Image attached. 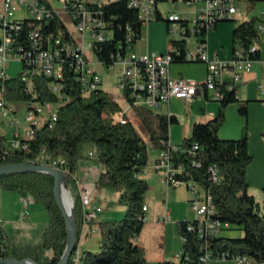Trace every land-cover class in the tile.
I'll list each match as a JSON object with an SVG mask.
<instances>
[{"label":"trees","instance_id":"trees-1","mask_svg":"<svg viewBox=\"0 0 264 264\" xmlns=\"http://www.w3.org/2000/svg\"><path fill=\"white\" fill-rule=\"evenodd\" d=\"M99 6L112 37L97 42L94 54L103 65L110 67L116 63L119 54L125 55L128 49L134 48L142 38L145 26L139 11L129 6V0H102ZM160 19L163 18L158 14L156 20ZM256 22L255 17L239 22L233 29V43H239V47L243 46L248 51L255 42H263ZM39 25L45 37L51 35L55 40L61 36L66 42H77L68 26L55 14L53 18L43 21L25 18L15 45L30 46L28 33ZM217 25L218 22L215 27ZM170 42L181 49V55L175 56L174 62H188L184 58L185 43L176 40ZM260 53L261 47L255 52L249 51L253 60L258 59ZM62 57L64 72L60 80L63 84L60 94L53 91V78L44 72L33 74L34 86L30 93L25 90L22 72L3 81L6 97L11 102L28 105L38 101L49 106L58 104V107L55 124H45L38 128L36 136L27 141L28 146L25 148L8 151L7 138L0 134V153L6 155L0 163L35 162L39 156L48 163L65 160L66 183L74 196L78 246L85 222L76 173L82 161L96 158L101 166L96 185L118 189L120 201L127 205V210L120 220L97 222L101 249L99 252L85 251L79 264H145V248L133 239L141 233L145 224L141 216L149 183L141 175L150 163L148 142L127 116V111L124 113L128 119L126 122L117 117V113L124 109L101 85L86 94L79 74L75 71L73 58L66 53ZM219 87L222 97L218 100L216 115L207 121L194 122L192 135L184 138L180 145L171 144L169 139L171 124L179 122L176 115L157 114L153 117L152 108L133 106L130 83L126 84L122 94L142 118L154 148L160 151L176 146V149L171 150L172 161L176 167H183L180 176L192 178L212 196L217 218L229 222L230 226L238 225L244 231L241 237H227L223 233L208 237L207 245L216 253L229 251L264 261V213L260 212V203L249 192L248 168L254 156L249 150L248 124L241 137L224 138L219 135V129L226 120L228 105L237 102L239 114L247 118L249 100H241L238 89L230 88L229 82L223 81ZM153 120L156 127L152 126ZM195 143L198 144L196 148ZM91 151L94 156L90 155ZM213 164H217L221 170L220 182L210 177L209 168ZM0 188L19 191L23 196L29 195L45 205L49 223L39 247L42 251L44 248L50 249L52 254L42 260L33 259L40 264H58L67 246L68 232L66 217L56 199L55 177L45 172L0 174ZM189 222H178L179 233L185 238L182 257L179 261L165 259L158 264H205L201 259L205 239L188 229ZM10 243L11 240L0 224V257H10ZM67 264H75L73 256Z\"/></svg>","mask_w":264,"mask_h":264},{"label":"built area","instance_id":"built-area-1","mask_svg":"<svg viewBox=\"0 0 264 264\" xmlns=\"http://www.w3.org/2000/svg\"><path fill=\"white\" fill-rule=\"evenodd\" d=\"M62 5L57 9L51 0H0V122L8 118L9 124L14 127V138L12 145H8L7 150L20 147H27L28 140L36 136V130L45 124L54 125L57 120V108L54 105H45L38 101H32L26 106L25 121L22 126L17 116V112L22 105L11 102L6 97V88L3 81L11 77L7 72L9 63L12 60H18L25 63L22 71V80L24 81L26 92L33 91V74L44 72L53 78V91L60 94L63 84L60 81L63 78V53L71 56L74 60L75 71L79 74L86 94L98 88L102 79L99 73L91 67V56H88V50H92L96 43L108 38L109 29L103 19L99 4L102 0H59ZM172 2V11L163 15L159 7L160 2ZM236 1L242 0H129V6L139 11L144 26L157 19L158 14L167 22L168 34L170 40L177 42L183 41L186 45L184 58L187 61H203L207 64V74L202 83L190 80L184 77H171L170 67L175 61V56L181 55V49L172 45V49L166 53L134 51L128 49L125 55L119 54L116 63L120 65L118 87L124 90L126 84L130 83L132 87L131 97L133 106H143L149 108L160 107L164 103H169L172 99H183L185 101L193 100L199 93L211 91L213 98L219 100L222 97L219 84L224 80V72L231 76L229 81L230 88H237L243 79V73L252 69L254 61L249 54L255 52L263 45V42H255L247 51L242 47L234 50V56L230 59H212L209 54L207 36L217 22L232 18V15L238 12ZM247 1V0H243ZM186 5V16L179 14L180 4ZM24 9L30 13L29 17H17L16 12ZM58 15L68 26L76 43L62 40L61 36L53 40L52 36H44L41 26H37L28 33L31 45L25 47L22 44L15 45L20 36L25 18H34L37 21L49 20ZM71 21L73 30L68 25L65 18ZM257 23V28L264 39V9L262 10ZM76 32V33H75ZM78 35L81 37L79 39ZM89 37L86 47V37ZM194 40L195 48H189L190 42ZM115 63V64H116ZM114 66L111 65L110 68ZM261 92L264 94V84L260 85ZM128 103V108H133ZM127 110L117 113V117L126 122L128 119L124 116ZM10 146V147H9ZM194 147H198L195 143ZM172 146L169 149L159 151L154 162V169L160 173L163 181L169 187L186 186L193 194L191 199L193 210L196 217L188 223V229L196 232L200 238L205 239L202 248V261L207 264L211 260H233L236 264H264V261H258L247 254H233L229 251L216 253L207 245L208 237L219 236L225 228H230L229 222H223L216 217L217 211L212 196L204 189L200 190V185L192 178L186 179L180 175L183 173V167H176L172 161ZM90 155L94 156L93 152ZM5 153H0V160L5 158ZM97 170L101 169L96 158L93 159ZM36 164L50 165L64 171L65 160H54L50 163L45 162L42 157H37ZM200 165V164H199ZM210 177L215 182L222 181V174L219 166L213 164L209 168ZM79 187L81 202L83 205V219L85 223L95 221L98 218V206L92 198V189L84 186L76 178ZM31 196H24L22 217L29 215V202ZM144 213L141 218L146 222L149 219L147 215L148 207L144 205ZM164 221L170 220L167 214L163 217ZM183 239H185L183 237ZM75 264H79L83 258L77 248L72 255ZM182 257V251L178 254Z\"/></svg>","mask_w":264,"mask_h":264},{"label":"rangeland","instance_id":"rangeland-1","mask_svg":"<svg viewBox=\"0 0 264 264\" xmlns=\"http://www.w3.org/2000/svg\"><path fill=\"white\" fill-rule=\"evenodd\" d=\"M54 7L59 9L61 8L62 3L59 0H51ZM103 1H115V0H103ZM236 5L238 7V12L232 15L231 20H221L218 22L217 27L211 29L209 31V36H208V44L211 50V58L212 59H219V60H224V59H230L234 56V48L239 47V43H233V29L234 27L241 21L251 19V18H256V23H259L260 16L262 13V10L264 9V0H247V1H236ZM159 7L161 9V12L165 16L168 11H172V2H160ZM186 5L185 3L180 4V9H179V14L181 16H186ZM30 13H27L24 9H19L16 12L17 17H29ZM67 21L68 25L70 28L73 30V26L71 21L67 18H65ZM145 38L140 39L136 45L134 46L133 50L134 51H140V52H163L166 53L169 50L172 49V45L170 42V36L168 34V29H167V22L164 19L160 20H153L150 22L149 26L145 28ZM76 33V32H75ZM79 39L81 37L78 35ZM109 37H112V33H108ZM263 40V39H262ZM88 41L89 37H86V47L88 46ZM264 45V43H263ZM263 53H264V46H261ZM189 48L193 49L195 48V43L194 40L190 42ZM88 56H91V67H93L100 75L102 79L101 83V88L108 91L113 95V98L116 99L117 101L119 100L122 103L123 107L127 106V103L124 102L123 96H122V91L118 87V77H119V69L120 65L119 64H114L111 68L103 65L98 61L96 55L92 52V50H88ZM190 64H206L203 61H188ZM24 69V63L22 61L18 60H12L9 63V66L7 68L8 74H10L12 77H16L19 75ZM198 74L201 73V70L197 71ZM203 78V77H202ZM195 80L200 82L201 79ZM263 84V83H262ZM261 85V84H260ZM259 89L261 90V87L259 86ZM201 97V96H200ZM199 98V97H198ZM198 98H194V100H197ZM181 102H176L172 106V111H169L168 106H165L164 103L160 107L157 108H152V113L153 117L156 116L157 114H175L179 118V122L173 123L170 126L169 129V139L171 144L174 145H180L183 141L184 138L190 137L192 135V127L194 121L196 120L188 121L185 119L187 115L189 114V107L193 103L187 102L183 99H181ZM238 104V103H237ZM58 104H54V108H57ZM239 113V112H238ZM25 115H26V106L22 104V107L19 108L17 112V116L21 121V125L25 126L26 121H25ZM129 115V114H128ZM244 118L246 121V117L239 114ZM250 115V114H249ZM152 117V118H153ZM227 117V114H226ZM133 118H134V123L139 131V133L147 140L148 142V148H149V154H150V163L153 161L155 156L157 155L158 149L154 148V146L150 143L149 138H148V130L145 127L142 118L137 115L136 111L133 112ZM9 119L5 118L3 121L0 122V134L5 135L7 138V144L12 145V141L14 138V127L9 124ZM231 121L234 122V118L231 117ZM252 121L256 123H264V114L260 109H257L254 114L252 115ZM248 123H245V125ZM244 125V127H245ZM152 126L156 127V122L153 120ZM244 131V129H243ZM248 132H249V144L251 145L250 152L253 154L254 159L249 165L248 168V179H249V172L252 167L258 168L261 164L264 163V157L261 156V154H257L256 151V146L259 145L261 141V136L260 133L262 132L261 129H256L254 130L253 134L251 133L250 126L248 124ZM243 132L237 136V137H230V138H238L241 137ZM10 147V146H9ZM161 177V174L159 175ZM159 181H153L149 182V190L145 196V200L150 203V206L154 208L162 207L168 202V207L170 210H173L171 214V219L168 221L170 222L169 224H174L178 227V222L184 220V219H179L177 214L181 213V215H185L189 220H193L196 217V212L193 210L192 207V202L191 199L190 201L186 200V195L190 192V190L186 186H180V187H169L164 181H161V179H158ZM250 183V181H249ZM167 187V188H166ZM96 195H95V203L98 206V212L99 216L95 221V225L93 226V231L92 234L89 235L86 239L82 237L81 242L77 246V250L81 253L84 254V251L81 248L82 243H88L90 245V251L92 252H99L101 247V234L100 232L98 233L99 227L97 222L99 220H120L124 217L125 212L127 210V205L123 202L120 201V191L118 189L114 188H106L107 191L102 192L101 188L96 185ZM68 190L71 193V196L74 199L73 193L71 189L68 187ZM200 190L203 191V187L200 185ZM171 192L174 194V192L177 194L175 195V198L171 197ZM191 193V192H190ZM250 193L254 195L252 189H250ZM148 194H151L154 198L156 203L153 204L149 199H147ZM192 194V193H191ZM256 195L254 197L256 200L260 203V212L264 213V186L260 189H258L255 192ZM22 194L19 191L16 190H6L3 188H0V209L2 207V203L6 206H8V210L14 209L15 203H17V198L21 196ZM193 195V194H192ZM174 197V195H173ZM185 199L186 203H181ZM36 202V207H37V213H36V220L38 222H42L48 224L49 223V213L43 203H40L38 201ZM180 202V203H178ZM184 202V201H183ZM29 212L31 213V207ZM26 217V219L23 221V223H20L24 227L28 222H30L31 214ZM161 224H166L164 221H159ZM89 223V222H88ZM88 223H85L88 224ZM0 224L5 228V223L0 221ZM148 223L147 221L144 224V227L147 226ZM244 231L242 230L241 227L238 225L232 224L230 228H225L223 230V235L227 237H241L243 236ZM12 241H15L12 235H10ZM146 239L149 238V236H146V233L141 234L140 236L137 235L133 240L137 241L138 238H144ZM179 243L183 245V237L181 235H178ZM168 245H172V239L168 235L167 238ZM181 245V246H182ZM44 253L42 254V257H46L51 255L50 249L44 248L43 249ZM180 250H178L179 252ZM178 257L176 254L175 261H178ZM217 260V259H216ZM82 261V259H81ZM80 261V263H81ZM233 261V260H231ZM212 261L207 262L208 264H211ZM235 262V261H233ZM236 264V262H235Z\"/></svg>","mask_w":264,"mask_h":264},{"label":"crops","instance_id":"crops-1","mask_svg":"<svg viewBox=\"0 0 264 264\" xmlns=\"http://www.w3.org/2000/svg\"><path fill=\"white\" fill-rule=\"evenodd\" d=\"M148 26H145V28ZM145 36L146 35L144 31L142 38H145ZM208 36H207V42H208ZM208 49H209V54L211 56V50L209 44H208ZM198 70H201L200 74L197 73ZM170 73H171V77L173 78L184 77L194 81L203 77L199 82L202 83L207 74V64H190V62H173L170 67ZM222 78L224 81L229 82L231 76L228 72H224ZM262 83L264 84V53L261 47L260 57L252 62L251 71L243 73V79L238 85V97L241 100H249L250 115L246 118L245 121L244 118L240 116L238 113L237 102L230 103L227 107L226 120L219 129V135L224 138L237 137L243 132L245 123L249 124L252 134L254 130L261 129L262 130V132L260 133L261 141L259 145L256 146L255 152H257V154H261V156L264 157V123L261 124L259 122L256 123L252 121V115L257 109H260L264 114V94L259 89V86ZM195 98L198 99L197 100L193 99L194 101L191 100L193 101V103L190 105L189 114L187 115V117H185V119L191 122L193 120L207 121L216 115L219 107V102L218 100L213 98L211 91L208 92L204 91L202 93H199ZM181 101H182L181 99H172L169 103L165 104V106H168L169 111L173 112L172 111L173 104ZM191 101H187V102H191ZM118 102L122 106V103L119 100ZM124 102L127 103L125 99ZM123 109L127 110V116L131 118V120L134 122V118H133L134 110L132 108H128V103L126 107H123ZM231 117L234 118V122L230 120ZM249 150H252L250 144H249ZM158 154H159V150L157 151V155L155 156L153 161L149 163L145 172L141 175L149 182H153L156 180L159 181L158 179H161V181H163L162 176L161 177L158 176V174L160 175V173L156 172L154 169V162ZM93 161H94L93 159L82 161L78 169V172L76 173V178H78V180L81 182L82 185L90 187L92 189V198L95 201V195L97 190L96 180L101 169L97 170L95 166V162ZM249 175H250L249 192L250 189H252L254 195H256L255 192L264 186V163L261 164L258 168L252 167L249 172ZM101 191L105 192L107 191V189L101 188ZM176 194L177 192L176 193L174 192V194L171 192V197L175 198ZM192 196L193 195L189 192L186 195L185 199L190 201ZM23 198H24L23 195L19 196L16 199L17 203H15L14 209L12 208L10 209V211L8 210L9 207L4 205L3 203L0 209V221L5 223V228L4 227L3 228L7 233L9 239L11 240L10 256L16 258L23 256L25 258L30 257V258L42 260L43 259L42 254L44 252L41 250L39 246L41 244L45 229L47 228L48 224L46 223L41 224L42 222H38L35 219L37 213V207L35 200L31 197V200L29 202V210L31 207V213L29 212L31 214V218L29 220L30 222H28L24 227H22L23 225H21L20 223H23V221L26 219L22 217ZM147 199L153 202V204L156 203L155 198L151 194H148ZM185 199L183 200L184 202L182 201L181 203H186ZM145 205L148 207V210L146 212L147 215L149 216V219L147 220L148 225L143 227L139 236L143 233H146V236H149V238L146 239V237H144V238H138L137 241L135 240V242L139 243L145 248L146 251L145 264H158L159 261L165 259L175 261L176 254L178 257V254L182 250V246H181L182 244L179 243L180 238H178V235H180L179 229L176 225L174 226V224H169L170 223L168 222L169 220L168 221L163 220V217L167 214V212H168V216L171 219V214L173 210H170L169 207L167 206L168 202L162 207L154 208L150 206L149 201L147 202L145 200ZM177 216L179 219L190 221L185 215H181V213L180 214L178 213ZM160 220L164 221L166 224H161V222H159ZM95 221L89 222L84 226L81 239L82 237L86 239L89 235L92 234ZM99 232L100 230H98V233ZM10 235H12L15 241H12ZM168 235L172 239L171 246L168 245V241H167ZM81 248L84 252L90 251V245L88 243L87 244L82 243ZM178 250L180 251L178 252ZM50 254H52V252H50ZM178 259H180V257H178ZM213 261L214 262H211V264H235V262L231 260L215 259Z\"/></svg>","mask_w":264,"mask_h":264},{"label":"water","instance_id":"water-1","mask_svg":"<svg viewBox=\"0 0 264 264\" xmlns=\"http://www.w3.org/2000/svg\"><path fill=\"white\" fill-rule=\"evenodd\" d=\"M19 172H45L50 173L55 177V194L57 202L62 209L66 221H67V232H68V241L65 252L58 264H67L68 260L72 257L73 253L76 250L78 243V228L77 221L74 211V199L71 206V216L68 215L59 193V184L62 182L68 189L66 183V173L58 168H55L50 165L36 164V163H0V174L6 173H19ZM0 264H40L36 260L30 257L26 258H16V257H0Z\"/></svg>","mask_w":264,"mask_h":264},{"label":"bare ground","instance_id":"bare-ground-1","mask_svg":"<svg viewBox=\"0 0 264 264\" xmlns=\"http://www.w3.org/2000/svg\"><path fill=\"white\" fill-rule=\"evenodd\" d=\"M59 193H60L62 203L68 215L71 216V206H72L73 199L71 197L70 191L66 188V186L62 182L59 184Z\"/></svg>","mask_w":264,"mask_h":264}]
</instances>
